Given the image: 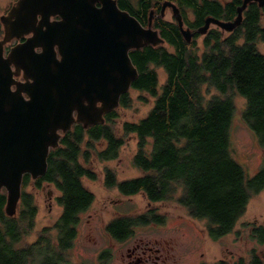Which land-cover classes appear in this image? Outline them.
<instances>
[{
	"label": "trees",
	"instance_id": "1",
	"mask_svg": "<svg viewBox=\"0 0 264 264\" xmlns=\"http://www.w3.org/2000/svg\"><path fill=\"white\" fill-rule=\"evenodd\" d=\"M116 1L144 25L153 9L152 27L165 40L129 51L138 71L129 90L138 91L139 98L152 97L153 104L137 120L124 121L120 133L115 130L117 108L130 105L129 90L120 96L118 107L104 114V122L88 127L74 123L61 134L58 145L50 148L45 173L35 179L23 174L15 215L5 214L6 190L0 189V264H37L32 255L39 252H33L35 245L26 238L37 207L26 187L39 188L45 182L57 189L61 212L55 224L61 238H68L79 213L96 197L84 182L98 177L91 166L93 158H116L127 137L135 138L136 149L130 158L140 174L118 179L105 166L103 185L124 196L141 192L150 202H173L216 232L231 228L249 199L264 186V53L256 45L258 40L264 41V5L250 2L241 23L226 34L211 26L202 35L195 30L207 15L233 19L242 0H171L179 7L185 25L195 31L187 42L174 17L160 15L164 0ZM238 96L245 98L240 117L263 152L254 175L235 157L230 141ZM152 210L120 217L115 223L134 226L146 222Z\"/></svg>",
	"mask_w": 264,
	"mask_h": 264
},
{
	"label": "water",
	"instance_id": "2",
	"mask_svg": "<svg viewBox=\"0 0 264 264\" xmlns=\"http://www.w3.org/2000/svg\"><path fill=\"white\" fill-rule=\"evenodd\" d=\"M252 1L264 5L242 0L233 19L207 15L195 31L203 35L211 25L232 31ZM167 8L189 42L195 31L171 0L162 2L161 16ZM153 15L150 9L144 25L116 0H14L0 14V189L6 190V215L17 212L23 174L35 179L45 173L49 150L62 133L74 123H102L118 107L138 75L129 51L165 41L152 27ZM22 37L5 53L7 42Z\"/></svg>",
	"mask_w": 264,
	"mask_h": 264
},
{
	"label": "flooded vegetation",
	"instance_id": "3",
	"mask_svg": "<svg viewBox=\"0 0 264 264\" xmlns=\"http://www.w3.org/2000/svg\"><path fill=\"white\" fill-rule=\"evenodd\" d=\"M97 4L99 5L98 2ZM23 39L24 37L13 39L11 45ZM44 187L41 185L42 189ZM263 189L264 186L249 199L234 225L222 233L209 229L203 219L190 217L184 212L177 215L178 226L174 229L179 232L187 231L194 237L184 245L183 251L184 254H189L196 250L191 259L178 252L171 236L155 232L171 229L165 227L167 214L156 211V208L147 207L144 211L136 210L132 213L119 212L117 215L112 210L106 216L107 220L105 218L101 222L88 221L82 224V214L90 209L96 197L79 213V220L74 224L70 237L61 238V232L54 221L41 227L35 239L27 241L28 244L35 245L33 252H39L38 255H32L37 259V264H264V199L254 211L246 213L249 202L256 199ZM137 194L145 196L141 192ZM47 195L51 209L53 195L51 191ZM119 200L121 199L111 200V203L116 204ZM147 210L153 212L146 222L135 223L134 226L130 222L115 223L120 217L138 216ZM192 219L198 221V224ZM45 227L52 228L41 232ZM40 234L44 236L39 237ZM49 234L56 237L49 238ZM215 248L220 253L216 258L212 254Z\"/></svg>",
	"mask_w": 264,
	"mask_h": 264
},
{
	"label": "rangeland",
	"instance_id": "4",
	"mask_svg": "<svg viewBox=\"0 0 264 264\" xmlns=\"http://www.w3.org/2000/svg\"><path fill=\"white\" fill-rule=\"evenodd\" d=\"M13 3L11 0H0V14L5 13L10 5ZM164 17L172 18V13L169 8L164 12ZM215 26V25H211ZM228 31H225V34ZM3 33L0 34V38ZM201 40V37H198ZM14 41L7 42L5 44V53L7 52L9 45ZM258 50L264 53V41L258 40L256 42ZM160 81L164 80V73L161 69ZM21 78V76L19 77ZM130 105L128 107H118V118L115 124L116 132L120 133L121 124L124 121H135L141 116L145 115L148 109L153 104V98L145 94V98H139V92L135 90H129ZM237 109L232 119L231 130H230V141L235 157L241 162L246 168L250 175H254L262 163L263 152L256 142L254 133L252 130L242 121L240 117V110L244 108L245 98L237 97ZM136 149V141L134 137H127L126 143L122 145L119 149L118 156L112 160L102 161L98 160L96 157L93 158L91 163L92 169L97 173L98 177L95 180L84 179L86 186L92 190L96 196L94 204L90 209L82 214V224L86 222H101L112 210L117 215L119 212L132 213L133 211H144L147 207L156 208L160 213H166V225L171 229H161L155 231L157 234H164L172 237L173 244L178 249L180 254H184V245L189 243L191 238L194 239L192 234L187 231H176L174 229L178 223L177 215L184 214L183 211L173 202H152L149 203L145 196L141 194H136L131 197H126L119 193L116 188L109 189L103 185V169L105 166L111 167L115 171L116 177L118 179L130 178L140 174V170L136 168L131 162V154ZM45 187L36 188L33 184H29L26 187L27 192H31L33 195V201L36 204L37 212L33 217L32 229L27 233V240L31 241L37 237L40 232V228L48 224L53 223L61 212V206L55 200L56 196L59 194L57 189L52 184L42 183ZM48 191H51L53 195L51 209L48 206ZM121 199L116 204H112L111 200ZM264 199V189L260 192L256 199H252L249 204L246 213L254 211ZM138 208V209H137ZM107 220V218H106ZM193 220V219H192ZM198 224V221L193 220ZM185 232V234L183 233ZM176 249V250H177ZM196 250L192 253L184 254L191 259L195 256ZM214 257H219L220 253L215 248L213 250Z\"/></svg>",
	"mask_w": 264,
	"mask_h": 264
}]
</instances>
